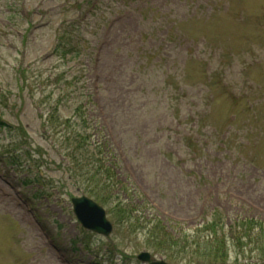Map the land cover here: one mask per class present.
Returning a JSON list of instances; mask_svg holds the SVG:
<instances>
[{"label": "rangeland", "instance_id": "1", "mask_svg": "<svg viewBox=\"0 0 264 264\" xmlns=\"http://www.w3.org/2000/svg\"><path fill=\"white\" fill-rule=\"evenodd\" d=\"M63 18L83 34L65 56ZM55 104L85 121V175L112 168L92 185L130 217L102 204L108 236L72 212L92 179L68 172ZM240 218L264 224V0H0V264H208L204 223ZM226 241L210 264H264Z\"/></svg>", "mask_w": 264, "mask_h": 264}, {"label": "trees", "instance_id": "2", "mask_svg": "<svg viewBox=\"0 0 264 264\" xmlns=\"http://www.w3.org/2000/svg\"><path fill=\"white\" fill-rule=\"evenodd\" d=\"M93 3L95 2L93 1ZM75 4L76 5L73 3L72 7H80L77 2H75ZM76 17L81 20V16L78 15L72 18L75 19ZM79 26V23L75 24L74 20L66 18L62 19L61 23L56 28L55 45L53 47V51L61 53L63 56L74 51L77 48L76 37L83 35ZM74 34L75 37L73 36ZM76 52L77 51L75 50L74 53ZM63 81L64 83H70L68 78H64ZM56 101L57 103H62V99L60 98H58V100L56 99ZM53 109L48 110L47 112V122L53 123L56 121V125L53 129L60 142V148L67 151L70 160V164H68V172H71L74 175L76 171H82L81 179L88 181V178L92 179V176L94 177L96 174H101L103 169L106 174L108 172L107 176H105V181H107H104L105 185L106 187H112L114 182L112 181L113 173L111 166H101L98 164V169H96L90 177L85 175L86 172L83 171L84 165L82 160L83 158L86 159V156L91 154H85V152L82 150L81 153L77 152V149L82 147L75 143V140L82 139L83 144L86 142L89 144L87 141V136L84 135V119L81 118L83 126H80L78 120L73 118L78 115L75 110V113H72L73 116L71 115L72 117L69 116L67 118H61L62 115L57 112V104L53 105ZM57 114L59 118L57 117ZM93 143L94 146L99 145L98 141H93ZM72 144H76L77 147L71 148L70 145ZM34 176L36 177V180L42 179L35 175V173ZM93 182L94 181L92 179L90 186L87 188L86 194L93 197L102 204H107L108 202L113 204L110 205L109 203V207H111L109 210L115 220L122 222L126 219H129L130 214L126 209V204H124L121 200H118L115 195L112 194L107 196L106 199L102 198L101 188L95 184L93 186ZM77 187L79 186L77 185ZM121 214H124L125 216L122 217ZM217 215L220 216L219 213H217ZM212 217L214 218V216ZM224 227V223H220L218 226H215V221L213 220H208L203 225V230H206L205 233L207 234L205 236V242L207 241V245L203 248L209 251V258L211 259L209 262H207L208 264L213 261L220 263L224 262L225 260H229L228 249L230 245L227 244V239H230V241L235 245L234 247L236 248V254L240 253V257H245V260H261L260 263L264 262V224L262 221L255 220L254 218H240V220H237L233 224L227 225L226 231L224 230Z\"/></svg>", "mask_w": 264, "mask_h": 264}, {"label": "water", "instance_id": "3", "mask_svg": "<svg viewBox=\"0 0 264 264\" xmlns=\"http://www.w3.org/2000/svg\"><path fill=\"white\" fill-rule=\"evenodd\" d=\"M73 212L81 225L96 233L107 236L111 231V223L105 217L104 209L92 199L82 195L71 198ZM141 260L148 261L150 256L147 252L138 255ZM149 264H167L164 261H152Z\"/></svg>", "mask_w": 264, "mask_h": 264}]
</instances>
